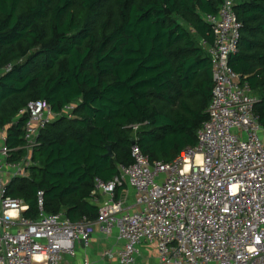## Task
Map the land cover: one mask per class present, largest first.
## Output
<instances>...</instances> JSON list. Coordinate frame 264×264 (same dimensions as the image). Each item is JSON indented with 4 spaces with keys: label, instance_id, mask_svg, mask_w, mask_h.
I'll return each instance as SVG.
<instances>
[{
    "label": "trees",
    "instance_id": "trees-1",
    "mask_svg": "<svg viewBox=\"0 0 264 264\" xmlns=\"http://www.w3.org/2000/svg\"><path fill=\"white\" fill-rule=\"evenodd\" d=\"M223 2L0 0V127L9 146L24 142L18 114L32 100L59 114L39 136L30 176L8 187L30 205L26 215H38L43 190L45 212L96 220L95 179L133 163V140L151 161L198 145L213 90L204 15ZM234 10L242 26L229 64L258 98L264 124V0H235Z\"/></svg>",
    "mask_w": 264,
    "mask_h": 264
},
{
    "label": "built area",
    "instance_id": "built-area-1",
    "mask_svg": "<svg viewBox=\"0 0 264 264\" xmlns=\"http://www.w3.org/2000/svg\"><path fill=\"white\" fill-rule=\"evenodd\" d=\"M234 3L224 0L217 13L204 15L213 32V42L202 40L213 90L198 145L171 161H151L135 140L132 164L113 179H95L96 220L45 212L43 190L32 217L25 214L30 205L8 193L13 179L30 176L39 136L59 116L46 99L19 111L26 116L21 145L9 146L0 127V264H91L75 261L77 245L87 250L97 232L111 237L115 229L123 247L101 256L120 264H141L143 243L156 248L154 264H264V124L258 98L229 64L242 26Z\"/></svg>",
    "mask_w": 264,
    "mask_h": 264
},
{
    "label": "crops",
    "instance_id": "crops-1",
    "mask_svg": "<svg viewBox=\"0 0 264 264\" xmlns=\"http://www.w3.org/2000/svg\"><path fill=\"white\" fill-rule=\"evenodd\" d=\"M121 247H123V242L118 239L117 233L111 237H104L101 232H97L89 249L86 250L80 244L77 245L78 253L75 261L81 263L87 257L90 259L91 264H120L117 258H103L101 253L109 248L118 249ZM157 256L156 248L153 245L147 243L140 245L138 261L141 264H154L157 262Z\"/></svg>",
    "mask_w": 264,
    "mask_h": 264
},
{
    "label": "water",
    "instance_id": "water-1",
    "mask_svg": "<svg viewBox=\"0 0 264 264\" xmlns=\"http://www.w3.org/2000/svg\"><path fill=\"white\" fill-rule=\"evenodd\" d=\"M135 143V141L133 140L132 141V144H134ZM109 155H112V152H111V150H110V147H109V153H108Z\"/></svg>",
    "mask_w": 264,
    "mask_h": 264
},
{
    "label": "rangeland",
    "instance_id": "rangeland-1",
    "mask_svg": "<svg viewBox=\"0 0 264 264\" xmlns=\"http://www.w3.org/2000/svg\"><path fill=\"white\" fill-rule=\"evenodd\" d=\"M183 154H186V152H183ZM115 233H117V229H115V231H114V235H115Z\"/></svg>",
    "mask_w": 264,
    "mask_h": 264
}]
</instances>
